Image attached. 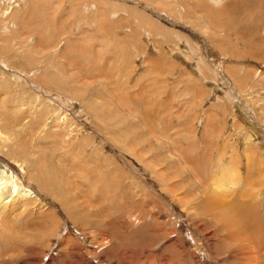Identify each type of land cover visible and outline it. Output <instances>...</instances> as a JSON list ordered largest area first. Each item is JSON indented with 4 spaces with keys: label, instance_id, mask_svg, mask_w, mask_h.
<instances>
[{
    "label": "rangeland",
    "instance_id": "374dc122",
    "mask_svg": "<svg viewBox=\"0 0 264 264\" xmlns=\"http://www.w3.org/2000/svg\"><path fill=\"white\" fill-rule=\"evenodd\" d=\"M18 1L21 5L14 13L0 15V36L3 24L14 19L9 34L0 37L4 44L0 48L4 61L0 127L11 132L21 147L0 152L12 164L18 160L25 165L50 208L45 212L33 210L32 205L18 211L6 208L2 218L17 227V234L10 247L15 249L0 255V264H73L77 258L79 264H236L238 245L223 239L226 230L205 211L206 204L203 207V195L217 189L205 190L191 179L203 180L218 170L219 153L227 145L222 161L228 162L229 155L237 152L240 179L235 185L243 187V195L229 191L227 197V191L219 199L224 205L249 200L253 218L255 209H261L264 184L256 182V177L264 167L255 153L264 154V0H227L223 8L214 7L210 0ZM0 2V7L7 6L6 0ZM204 2L211 4L205 6L208 14ZM199 25L211 33L204 34ZM185 42L193 45L194 53L198 50L191 65L172 51L173 46L187 48ZM197 57L206 58L212 71L222 73L200 74ZM5 69H29L33 74L27 83L16 82ZM209 78L217 79L216 84ZM61 98L69 112L65 122L54 108ZM19 103L24 107H15ZM71 130L80 135L76 142L69 135ZM247 132L251 133V158L244 155L241 141ZM88 133L94 136L91 148ZM112 139L136 146L137 154L144 157L138 160ZM82 140L86 151L78 148ZM103 156L115 159V175L98 168ZM146 161L165 171L163 185L151 175ZM76 164L82 169L78 171ZM218 189L224 195L222 186ZM178 198L189 202L188 207L193 203L191 209L182 207ZM241 215L240 220L245 216ZM260 231L264 233V227ZM60 232L65 241L54 246L55 234ZM252 232L259 251L256 257V250H251L247 264H264V236L255 234V229ZM102 236L108 237V246L97 249L104 242Z\"/></svg>",
    "mask_w": 264,
    "mask_h": 264
},
{
    "label": "bare ground",
    "instance_id": "6f19581e",
    "mask_svg": "<svg viewBox=\"0 0 264 264\" xmlns=\"http://www.w3.org/2000/svg\"><path fill=\"white\" fill-rule=\"evenodd\" d=\"M5 1V0H4ZM75 1V0H74ZM155 1V0H154ZM207 2H208V0H206ZM212 3H213V5H214V7H221V8H223V7H225V6H223L224 4H226V2H227V0H210ZM234 1V0H233ZM33 2V1H32ZM103 2V1H102ZM193 2V1H192ZM200 2V1H199ZM1 3V2H0ZM21 3V1H18L17 2V0H6V4H7V6H5V7H2L3 6V4H2V6L0 7V15H1V17H5V15H8L9 16V14H11V13H14L13 11L16 9V8H18V6L19 5H21L20 4ZM77 3V2H76ZM160 3H161V1H160ZM235 3V2H234ZM163 4V3H162ZM161 4V5H162ZM189 5L191 4L190 3V1H189V3H188ZM1 5V4H0ZM36 5V4H35ZM82 5V4H81ZM202 5H204V7L205 6H207L208 5V3H205L204 2V4H202ZM211 5V4H210ZM210 5H208L209 7H211ZM212 5V6H213ZM223 7H222V6ZM33 7V6H32ZM202 7V6H201ZM200 7V8H201ZM99 8H101V7H99ZM205 8H207V7H205ZM14 9V10H13ZM13 10V11H12ZM102 10V9H101ZM220 10V9H219ZM164 11V10H163ZM168 12V11H167ZM198 12V11H197ZM205 12H207V14L208 13H210L209 11H208V8H207V10L205 11ZM205 14V13H204ZM200 15V14H199ZM212 14H210V16H211ZM198 16V15H197ZM207 16V15H206ZM172 17V16H171ZM208 17V16H207ZM28 18V17H27ZM176 18H178V17H176ZM209 18V17H208ZM37 19V18H36ZM197 19V18H196ZM210 20H211V18H209ZM13 18L11 17V20H10V23L9 22H6V20H3L4 22H6V23H4L3 24V26H2V29H3V33H7V31H8V26L11 24V26H13L12 25V23H13ZM194 20V19H193ZM50 21V20H49ZM200 21V20H199ZM215 21H216V19H215ZM225 21V20H224ZM31 22H33V21H31ZM194 22V21H193ZM195 22H196V20H195ZM217 22V21H216ZM215 22V23H216ZM15 23V22H14ZM50 23V22H49ZM210 23V22H209ZM29 24V23H28ZM213 24V23H212ZM200 26L202 27V25H199V26H196V27H198L199 29H201L202 30V32L205 34V33H207V36H208V34L209 33H211V32H209V30L208 29H206L207 27H205L204 29L203 28H200ZM163 28V27H162ZM219 28V27H218ZM32 30V29H31ZM168 30V29H167ZM211 31H214V30H212V29H210ZM219 30V29H218ZM234 31V30H233ZM9 32L10 31H8V34H9ZM215 32H216V30H215ZM218 32V31H217ZM3 33H2V35H3ZM148 33V32H147ZM213 34L214 33H212V36H213ZM2 35L0 36V37H2ZM27 38H26V40H28V38L29 37H31V34L29 33V32H27ZM34 35V34H33ZM46 35V34H45ZM148 35H150L149 33H148ZM178 35V34H177ZM211 35V34H210ZM147 36V35H146ZM179 36H180V34L178 35V36H176L177 37V39L179 38ZM241 36V35H240ZM148 37V36H147ZM30 39V38H29ZM181 40V38H179V41ZM219 40V39H218ZM241 40V39H240ZM1 41H3V39H1L0 38V42ZM29 41V40H28ZM83 41V40H82ZM182 41V40H181ZM253 42V41H252ZM186 43V47L187 48H180V46H176V47H174L173 46V49L175 50V53H174V50H172L173 51V54H178V55H180V56H183V60L187 63V64H190L191 65V62H192V60H194L196 57L195 56H197L198 55V50L196 51V53H194L193 51V45H191V44H189V42H185ZM196 43V42H195ZM244 43V42H243ZM178 44H180V43H178ZM260 44H262L261 42H260ZM264 44V43H263ZM3 45V47H4V44L3 43H0V48H1V46ZM6 45V44H5ZM231 45V44H230ZM9 46V45H8ZM214 46V45H213ZM217 46V45H216ZM250 46H251V44H250ZM263 45H261V47H262ZM195 47L198 49V44H195ZM252 47H254V45L252 46ZM7 48V47H6ZM9 48V47H8ZM221 47H219V49H220ZM258 47H256V49H257ZM259 48H260V46H259ZM258 48V49H259ZM88 49V48H87ZM172 49V48H171ZM256 49H254V50H256ZM5 50V49H4ZM3 50V51H4ZM250 51H251V49H249ZM240 51V50H239ZM45 52H47V51H45ZM220 52V51H219ZM221 52H223L222 50H221ZM220 52V53H221ZM253 51H251V53H252ZM191 53H192V55H191ZM240 53H243V52H241L240 51ZM130 56V55H129ZM142 57H143V54H142ZM257 57V56H256ZM256 57H254V58H256ZM101 58V57H100ZM77 59V58H76ZM253 59V58H252ZM96 60V59H95ZM142 60V59H141ZM256 61H257V58L255 59ZM254 60V61H255ZM148 61H149V59H148ZM4 63V61H3V58L2 57H0V68H3V64ZM100 63V62H99ZM144 63H145V61H141V64H143L144 65ZM153 64H155L154 62H152ZM151 62L149 63V64H152ZM90 64H92V63H90ZM89 64V65H90ZM152 64V65H153ZM157 66H158V64H156ZM92 66V65H91ZM90 66V67H91ZM87 67V66H86ZM153 67V66H152ZM156 67V66H155ZM235 67V66H234ZM111 68V67H110ZM158 68H160L159 66H158ZM196 68H197V70H198V72L200 73V74H207L206 72L207 71H210V72H214V74H216V75H218V74H220V73H222L221 71H219L218 69H216L215 67V70L217 71V73H216V71H212L210 68H209V66L207 65V59L205 58V59H202V58H199V57H197V61H196ZM205 68H207V70H205ZM96 69V68H95ZM252 69V68H251ZM11 76H12V78H10V79H14L16 82H19L20 80H24V82L25 83H27L28 82V79L30 78L29 77V75L30 74H33L32 73V70H21V69H16V70H7V69H5ZM203 70L205 71V73L203 72ZM260 70V69H259ZM146 71V70H145ZM232 71V70H231ZM249 71V70H248ZM257 71V70H256ZM132 72V71H131ZM158 72V71H157ZM193 72V71H192ZM218 72H220V73H218ZM234 72V71H233ZM260 72H262L261 70H260ZM253 73H254V70H253ZM135 74V73H134ZM245 75H246V73H245ZM262 75H264V74H262ZM215 76V75H214ZM220 76V75H219ZM238 76H240V78H242V79H245L244 77H242L240 74H238ZM247 76H248V74H247ZM260 76V75H259ZM236 77V76H235ZM5 78H6V76H5ZM118 78V77H117ZM210 80L212 79L213 80V82H214V84H216V80L214 79V78H209ZM209 79H208V81H209ZM247 79V78H246ZM241 80V79H240ZM237 81V80H236ZM211 82V81H210ZM236 83H238V82H236ZM213 84V85H214ZM217 85H215V87H216ZM219 88V87H218ZM246 90V89H245ZM142 92V91H141ZM177 92V91H176ZM5 94V93H4ZM226 95V94H225ZM65 98V97H64ZM229 98V97H228ZM123 99V98H122ZM231 99V101H234V99H233V97H231L230 98ZM65 99H63V98H61L60 99V102L58 101L57 103H58V106L59 107H54L55 109H58L59 111H60V113H58V112H56L57 114H58V118L61 120V121H64V120H66V121H68V119H69V117H68V114H69V112L67 111V108H66V106L65 105H62V104H64V103H62V101H64ZM152 100V99H151ZM57 101V100H56ZM139 101V100H138ZM125 104V103H124ZM24 105L25 104H23V103H19V104H17L15 107H19V108H23L24 107ZM128 105V104H127ZM61 106V107H60ZM131 107V106H130ZM192 109V108H191ZM179 111V110H178ZM52 112V111H51ZM178 114H179V112H177ZM60 114H62V116H60ZM138 114V113H137ZM207 114V113H206ZM197 116V113L196 114H194V118ZM151 116V115H150ZM149 116V117H150ZM179 116V115H178ZM187 117V116H186ZM74 118H75V120H76V122H78V120L76 119V117L74 116ZM192 118H193V116H192ZM193 118V119H194ZM205 118V117H204ZM203 118V119H204ZM198 119V118H197ZM207 119H209V117H207ZM236 119V118H235ZM245 120V119H244ZM146 121V120H145ZM152 121V120H151ZM153 121H154V119H153ZM195 122V120H191V121H189V122ZM210 121V120H209ZM249 121V120H248ZM247 121V122H248ZM65 122V121H64ZM71 122V121H70ZM148 122V121H147ZM237 123H240L241 124V122H238V121H236ZM153 123H155V122H153ZM248 123H250V122H248ZM183 124V123H182ZM181 124V125H182ZM190 124H192V123H190ZM202 124V123H201ZM25 125V124H24ZM76 125V124H75ZM143 125V124H142ZM160 126V125H159ZM184 126V125H183ZM194 126V125H193ZM236 126H237V124H236ZM241 126H242V124H241ZM3 127V126H2ZM2 127H0V151L1 150H3L4 152L5 151H7L8 152V150L9 149H12V146L15 148H17V149H19L20 147H21V145L14 139V137L12 136V133L11 132H7L4 128H2ZM156 127V126H155ZM239 127V126H238ZM180 128V127H179ZM183 128V127H182ZM181 128V129H182ZM66 129V128H65ZM73 129V128H72ZM151 129V128H150ZM154 129V128H153ZM207 128L205 127V130H206ZM40 130H42V128L40 129ZM67 130V129H66ZM43 131V130H42ZM41 131V132H42ZM187 131V130H186ZM74 132V130H71L70 132H69V135L70 136H72V134L75 136V138H73V139H75V142H76V140H77V138H79L80 137V135H79V133L78 132H76L75 131V133H73ZM81 132V131H80ZM133 132V131H132ZM153 132V131H152ZM155 133V132H154ZM177 133H179V132H177ZM182 133V132H181ZM65 135H67V133H64ZM93 134H96V133H93ZM166 134V133H165ZM186 134V133H185ZM184 134V135H185ZM86 135V134H85ZM87 135H90V137L89 136H85V137H87V138H89L91 141H92V143H91V145H90V148L92 147V146H94L95 144H94V142H93V140H94V136L93 135H91V134H87ZM190 137V136H189ZM154 138V137H153ZM188 139V138H187ZM192 139V138H191ZM191 139H190V141H191ZM90 140H89V142H90ZM102 140H104L105 142L107 141L105 138H102ZM250 140H251V133H246L243 137H242V139H241V141H242V143H243V145H244V155H246L247 157H252L253 156V153L249 150V146H250ZM19 141V140H18ZM108 141H110L109 139H108ZM112 141H114L115 143L117 142L118 143V146L119 147H121V148H124L125 150H127V151H129V152H132L131 153V155L132 156H134L135 158H137L138 160L139 159H141V158H143L144 156V154L143 155H139L141 152H139L138 154H137V152H136V149H134V148H137L136 146H133L132 144L130 145V147H127V143L126 142H124V141H120V140H117V139H112ZM145 141V140H144ZM190 141H189V143H190ZM63 143V142H62ZM160 143V142H159ZM187 143V142H186ZM29 144V143H28ZM78 145V148L80 149V148H82L83 150H87V148L85 147L86 145L84 144V140H82L81 142H78L77 143ZM111 144V143H110ZM63 145H65L64 143H63ZM114 145H117V144H114ZM150 145V144H149ZM181 145V144H180ZM190 145V144H189ZM112 146V145H111ZM123 146V147H122ZM155 146V145H154ZM176 146H177V144H176ZM113 147V146H112ZM159 148H160V146H159ZM176 148V147H175ZM233 148H235V147H233ZM227 149V145H224L223 146V148H222V153L220 152L219 153V159H218V162H219V165H220V167H219V169L218 170H214L213 172H211V174H209V175H204V179L203 180H201V179H197V177L196 176H193V178L191 179V181H197L199 184H203V185H201L202 187L201 188H205V190H207L208 189V187H210V186H213L214 188H216L217 190H214V189H211L209 192H205L206 194L205 195H203V196H205V200H206V203H203V207H204V204H206V208H207V210H205V211H208V212H210L211 214H210V217H212L213 218V220H215V219H217L218 221H219V224H221L222 225V227H223V229L224 230H226L225 231V234L223 235V239H225V238H227V239H232L235 243H236V245H238V249H237V251H236V254L238 255V261H237V263L236 264H247V262L249 261V259H250V257H251V255H250V253L252 252L251 250H253V251H255V252H253L254 254H256L257 253V251H259V249H257L258 248V246H259V241L257 240V239H255V237H256V235H254L253 234V232H252V229H255V234H256V232H258V233H260L261 235H263L264 236V233H262L260 230L264 227V222H263V220L260 218V217H264V197H263V195L261 196L262 197V200L261 201H259L260 203H261V209H255V213H256V215L257 216H255V218H253L252 217V213L250 212V209H249V206H250V202H249V200H248V203H241L240 201H237V202H235V203H226L225 205H224V203L221 201L222 200V198H221V200L219 199V197H223V196H225L226 195V192H227V197H228V194H229V191H230V195H240L241 197H242V195H243V187L241 188V189H236V185H235V182L236 183H238L239 182V180L238 179H240V175H239V171H238V169H237V166H238V164H239V161H238V159H237V157H236V154H237V152H236V154H235V156L232 154V155H229V160H228V162H224V161H222V157L224 156V154H228V151L226 150ZM174 150V149H173ZM95 151V150H94ZM138 151V150H137ZM179 151V149L177 150V152ZM96 152V151H95ZM78 153H80V151H76V157H79V155H78ZM99 153H100V150H99ZM169 153V152H168ZM15 154V153H14ZM87 154V153H86ZM91 154H94V152H93V150H91V153H90V155ZM101 154V153H100ZM262 154V153H261ZM89 154H88V156H90ZM97 156H98V154H96ZM102 155V154H101ZM175 155V154H174ZM14 157V156H17V155H10V157ZM21 157H23V159L25 160V161H27L25 158H24V156H22V155H20ZM74 156V157H75ZM255 157H257V159H258V163L261 165V167H264V154H262V157H259L256 153H255ZM61 158V157H60ZM89 158V157H88ZM124 158V157H123ZM180 158V157H179ZM37 159H40V158H38L37 157ZM86 159V158H85ZM90 159V158H89ZM159 159V158H158ZM12 161V159L10 158V159H8V158H6L5 157V159L3 158V155L1 154V152H0V238H1V242H2V245L0 246V255H4L5 256V254H10L12 251H13V249H15V248H10L11 246H13L14 244V241L16 240V239H14V241H13V238H14V235L16 236V234L17 233H15V232H17L16 230H15V228L17 229V227H12L13 226V224H12V222L11 223H9L8 222V220H7V218H2V216H3V212L4 211H6L7 209V207L8 206H11V207H14V208H17L16 210L18 211V209L19 210H25V208H26V206H28V205H32V209L33 210H35V211H38L39 210V212H45L46 210L48 211L49 210V208H50V205H49V201H47L46 199H47V197L44 195V194H42V192H41V190H39L38 188H36L35 186H34V184H33V182H32V180L31 179H33L32 178V176H31V174H28L27 173V169H26V167H25V165L23 164V163H20L18 160H14V164H12L10 161ZM42 160H44V159H42ZM73 160V159H72ZM87 161H88V159H86ZM115 159H113V158H111V157H108V156H103L102 157V159H101V161H100V164H101V166L100 167H98V168H100V169H102L103 171H110V174H109V176H111L112 174L113 175H115L117 172H113V170H112V166L116 163L115 161H114ZM125 160V159H124ZM151 160V159H150ZM250 159L248 158L247 159V161H249ZM29 161V160H28ZM45 161V160H44ZM185 161H186V163H187V165L188 166H190V162L188 161V160H186L185 159ZM35 162H36V160H35ZM34 162V163H35ZM58 162H60V161H58ZM124 163H126V165H127V161L125 160V161H123ZM151 162V161H150ZM150 162H148V164L150 163ZM164 162V161H163ZM42 163V162H41ZM74 163V162H73ZM152 163V162H151ZM146 167L150 170V171H152V172H150L151 173V175H155V177H157V179H159L160 180V183L159 184H161V185H163L162 183H161V180H162V174L165 172H162V171H160L159 169H158V167H157V163H156V165H154V163H152L151 165H148L147 164V161H146ZM223 164V165H222ZM77 165V164H76ZM183 165V164H182ZM84 166V165H83ZM70 167V166H69ZM74 167V166H73ZM183 167V166H182ZM76 168H78L77 170L79 171V169H82L79 165H77L76 166ZM115 168V167H114ZM172 168V167H171ZM92 169V168H91ZM99 169V170H100ZM164 169V168H163ZM170 169V167L168 168V170ZM187 169V168H186ZM84 170V169H83ZM85 171V170H84ZM185 171H187V170H185ZM83 172V171H82ZM86 172V171H85ZM170 172V171H169ZM173 172V171H172ZM69 173V172H68ZM91 173V172H90ZM101 173V172H100ZM158 173V174H157ZM171 173V172H170ZM77 174V173H76ZM75 174V175H76ZM83 174H84V172H83ZM106 174H108V173H106ZM164 174H166V173H164ZM189 174V173H188ZM69 175V174H68ZM78 175V174H77ZM95 175V174H94ZM191 175V174H190ZM195 175V174H194ZM92 176V175H91ZM101 176H102V174H101ZM104 176H105V174H104ZM84 177V176H83ZM107 177V176H106ZM105 177V178H106ZM81 178V177H80ZM91 178V177H90ZM75 179H77V178H75ZM107 179V178H106ZM105 179V180H106ZM88 180V179H87ZM89 180H91V179H89ZM164 180V179H163ZM242 180V179H241ZM247 180V179H246ZM74 181V180H73ZM96 181H98V180H96ZM259 182L260 183V185H262V184H264V170L260 173V175H258V178L256 177V182ZM75 182V181H74ZM81 182V181H80ZM244 182V181H243ZM247 182V181H246ZM70 183V182H69ZM78 183V182H77ZM173 183V182H172ZM69 185H71V184H69ZM68 185V186H69ZM180 185V184H179ZM83 186V185H82ZM93 186V185H92ZM222 186V190H223V193H224V195H222V193L219 191V189L218 188H220ZM70 188H72L71 186H69ZM68 187V188H69ZM76 187V186H75ZM77 187H79V186H77ZM160 187V186H159ZM163 187H165V186H163ZM163 187H161V189H164ZM69 188V189H70ZM183 188V187H182ZM68 189V190H69ZM76 189V188H75ZM94 189V188H93ZM92 189V190H93ZM192 189V188H191ZM72 190V189H71ZM84 190V189H83ZM98 190V189H97ZM189 190V189H188ZM171 191V190H170ZM173 191V190H172ZM203 191V190H202ZM72 192H73V190H72ZM76 192V191H75ZM83 192V191H82ZM85 192H86V190H85ZM93 192V191H92ZM160 192H161V190H160ZM164 192V191H163ZM187 192V191H186ZM74 193V192H73ZM72 193V194H73ZM88 193V192H87ZM86 193V194H87ZM173 193H174V191H173ZM204 193V192H203ZM235 193V194H234ZM261 194H262V192H260ZM71 194V193H70ZM101 194V193H100ZM105 194V193H104ZM260 194V195H261ZM73 196V195H72ZM232 197V196H231ZM90 198H91V196H90ZM204 198V197H203ZM180 201H181V203H182V207H184L185 206V208H187V210L189 211V208L191 207V205H193V203L190 205V207H188V203L189 202H187L186 200H184V199H181V198H178ZM229 199H230V197H229ZM237 200V198L236 197H233V198H231L230 199V201H236ZM70 202H71V200H69ZM74 201H76L77 202V200L74 198ZM83 201V200H82ZM93 201V200H92ZM85 202H86V200H85ZM88 202V201H87ZM198 202V201H197ZM197 202L195 203L196 205H197ZM82 203V202H81ZM199 203V202H198ZM201 203V202H200ZM200 203H199V205H200ZM91 204V203H90ZM75 205V204H74ZM88 205H89V203H88ZM103 205V204H102ZM80 206V205H79ZM93 206V205H92ZM101 207V206H100ZM181 207V206H180ZM193 207V209L195 208L196 209V207L195 206H192ZM200 207H202V206H200ZM256 207H258V206H256ZM205 208V207H204ZM205 208V209H206ZM8 209H9V207H8ZM27 209V208H26ZM82 209V208H81ZM104 209V208H103ZM191 209V208H190ZM201 209V208H200ZM203 209V208H202ZM85 210H86V208H85ZM87 211V210H86ZM15 212V211H14ZM138 212V211H137ZM201 212V211H200ZM203 212V211H202ZM207 212V213H208ZM8 213V212H7ZM102 213H104V212H102ZM194 213V212H193ZM206 213V212H205ZM241 214H243V215H245L244 216V219H241L240 220V217H242V215ZM239 215H241V216H239ZM247 215H249V216H247ZM5 216H7V215H5ZM13 216V215H12ZM104 216V215H103ZM206 216H207V214H206ZM209 216V215H208ZM101 217V216H100ZM132 217H133V215H132ZM209 218V217H208ZM211 218V219H212ZM101 219V218H100ZM131 219V218H130ZM138 219V218H137ZM210 219V218H209ZM11 220V219H10ZM133 222V221H132ZM135 222V221H134ZM247 222H249L250 223V225L248 226V224H247ZM189 224V223H188ZM217 225V224H216ZM32 228V227H31ZM54 228V227H53ZM76 229V228H75ZM203 229V228H202ZM15 230V231H14ZM77 231V230H76ZM58 232V231H57ZM74 232V231H73ZM64 233V232H63ZM77 233H78V235L80 234V232H76V235H77ZM19 234V233H18ZM68 234V233H67ZM261 235H257V236H260L261 238H262V236ZM81 236V239H84L85 240V238H87V236L86 235H80ZM79 236V237H80ZM102 238H103V240H104V242H102V243H99L97 246H96V248L98 249V248H100V247H103V246H108L107 244H106V241H107V238L108 237H106V236H102ZM213 238V237H212ZM18 239V238H17ZM64 239V240H63ZM226 239V240H227ZM18 241V240H17ZM16 241V242H17ZM53 241H55V245L54 246H58L59 245V243L60 242H62V241H65V235H63L62 234V232H60V233H57V234H55V237H54V240ZM82 241V240H81ZM228 242H229V240H227ZM108 242V241H107ZM213 243V242H212ZM236 245H235V247H236ZM255 245L257 246V248L255 249ZM53 246V247H54ZM63 246V245H62ZM15 247V246H14ZM51 248V247H50ZM236 249V248H235ZM234 249V250H235ZM16 250H17V248H16ZM78 250H81V248H79L78 247ZM1 253H3V254H1ZM90 253V252H89ZM69 254V255H68ZM66 256H72V255H70V253H68ZM252 254V253H251ZM12 255H13V253H12ZM14 255H16V252H15V254ZM213 255V254H212ZM257 255L258 254H256V257H257ZM253 257L252 258H255L254 257V255H252ZM121 257H122V255H121ZM240 258H242V259H244V258H247L248 260L245 262L244 260H241ZM260 258V260L261 259H263V257L262 256H260L259 257ZM52 260V259H51ZM122 260V259H121ZM237 260V259H236ZM70 261V260H69ZM80 261V259H78L77 258V260L76 261H74L73 262V264H79L78 262ZM120 261V260H119ZM243 261V262H242ZM256 261V260H255ZM254 261V262H255ZM83 263V262H82ZM126 262L124 261V264H125ZM249 263V262H248ZM258 263V262H257ZM49 264V263H48ZM122 264V263H121ZM127 264V263H126ZM260 264V263H259Z\"/></svg>",
    "mask_w": 264,
    "mask_h": 264
}]
</instances>
